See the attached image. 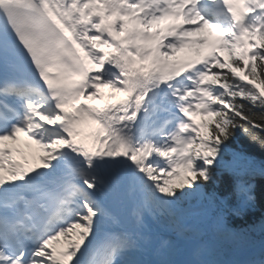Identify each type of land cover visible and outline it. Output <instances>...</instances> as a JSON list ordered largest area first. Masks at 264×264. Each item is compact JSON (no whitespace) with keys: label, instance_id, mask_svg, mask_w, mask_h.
Returning a JSON list of instances; mask_svg holds the SVG:
<instances>
[{"label":"snow or ice","instance_id":"snow-or-ice-1","mask_svg":"<svg viewBox=\"0 0 264 264\" xmlns=\"http://www.w3.org/2000/svg\"><path fill=\"white\" fill-rule=\"evenodd\" d=\"M205 28L213 50L174 60ZM238 132L264 149V0H0V264H218L173 259L153 225L183 231L221 171H264Z\"/></svg>","mask_w":264,"mask_h":264},{"label":"trees","instance_id":"trees-1","mask_svg":"<svg viewBox=\"0 0 264 264\" xmlns=\"http://www.w3.org/2000/svg\"><path fill=\"white\" fill-rule=\"evenodd\" d=\"M225 57L226 60H230L228 52ZM206 129L207 132H211V128H205L203 131ZM238 137V140L232 142V148H243L254 156L258 162L264 161V149H261L258 143L252 142L242 132H238ZM249 186L251 187L253 199L247 203L246 207L241 208L242 193ZM202 192L210 194L216 203H218L219 199L223 201L225 198L227 202L226 208L229 212L227 223L241 231L245 235L248 244L264 242V171L257 168L247 172H240L236 175L221 171L218 173L215 183H207ZM221 217L222 213L217 210L215 219ZM212 221V219L208 220V231L204 236V241L211 240L225 251L242 245L218 236L212 227ZM261 262H264V246L259 253L256 264H261Z\"/></svg>","mask_w":264,"mask_h":264},{"label":"rangeland","instance_id":"rangeland-1","mask_svg":"<svg viewBox=\"0 0 264 264\" xmlns=\"http://www.w3.org/2000/svg\"><path fill=\"white\" fill-rule=\"evenodd\" d=\"M215 31H212L209 28H205L203 29L200 33H197L196 35H198L199 37H203L204 34H208V33H212ZM181 53L180 51L177 52L173 59L178 61V62H185L190 60L186 59V58H181ZM31 155L24 153L23 156L21 157V160H24L25 157L29 158ZM185 212V217L183 220V228L186 229L185 231H176L173 229V227H167V228H157L156 226H153L154 228H156V231L159 233V235H161L162 237H164L166 240L171 241V243L175 246V251L176 253H181V251L185 252V250H188L189 253V258L188 259H192L194 258V253H196L197 250H199L196 247V237L199 234L203 233V229L200 225H197L193 228H187L185 227V225L187 224L186 221L187 219H189V213L187 210L184 209ZM171 231H175L176 234H171ZM216 232L219 235H222L226 238L229 239H233L236 242L239 243H245L246 242V237L244 236V234L242 232H240L239 230L233 228V227H229L226 226L224 222H220L217 226H216ZM200 255L199 258L202 260H209V261H218V259H224L225 255L224 253H222L221 250H218L216 248L213 247H209L206 249H202L199 250Z\"/></svg>","mask_w":264,"mask_h":264},{"label":"bare ground","instance_id":"bare-ground-1","mask_svg":"<svg viewBox=\"0 0 264 264\" xmlns=\"http://www.w3.org/2000/svg\"><path fill=\"white\" fill-rule=\"evenodd\" d=\"M101 91L105 94V97H108L109 94L112 95V102L115 103L116 101H119V100H123L125 99V94L124 93H114L112 94L111 93V89H101ZM90 103H95V104H99L100 101L99 100H95V101H90ZM117 211L119 213H121L122 215H125V210H124V207L123 208H117ZM187 257V254H183V258L185 259ZM246 262V260H245Z\"/></svg>","mask_w":264,"mask_h":264}]
</instances>
